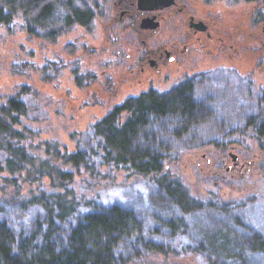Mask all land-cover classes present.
<instances>
[{"label": "rangeland", "instance_id": "1", "mask_svg": "<svg viewBox=\"0 0 264 264\" xmlns=\"http://www.w3.org/2000/svg\"><path fill=\"white\" fill-rule=\"evenodd\" d=\"M90 25L88 31L75 25L52 43L40 35L32 36L21 13L11 23L0 24V110L11 96L21 95L27 103L30 112L22 118L26 138L14 146L25 147L31 159L15 160L14 164L22 169L14 172L5 160L0 161V221L5 219L17 235L27 234L34 214L29 216L32 208L18 204L29 202L42 191L63 193L67 186L82 202L92 199L98 206L118 203L135 208L142 222L144 242L135 248L130 242L124 243V255L116 258V264H209L208 258L192 249L194 242L187 241V233L183 236L178 232L171 237L164 228L162 232L154 230L160 225L152 223L157 208L150 203L147 182L134 175L131 165L102 164L105 141L94 127L116 106L150 89L135 80L125 83L121 72L112 73L117 67L110 63L113 56L106 50L112 46V39L105 36V23L93 21ZM258 30L264 35V22ZM108 68L112 82L106 86L90 78L83 80L88 88L77 83L76 78L83 72L101 74ZM213 93L226 94L229 100L215 103L213 117L197 119L184 134L181 132L182 137H164L170 140L171 152L162 160L161 174L181 184L197 202L216 206L244 204L248 224L264 235V167H254L243 180L239 172L233 175L226 171L234 162L232 154L237 158L239 155L242 161L261 158L264 165V136L259 131L264 125V112L249 121L247 115L256 110L257 103L244 100L235 85ZM163 132L166 130L161 127L154 133L161 136ZM225 143L237 149L226 151L225 159L218 162L222 156L219 147ZM79 150L89 157L84 164L75 166L69 155ZM42 163H49L54 169H43ZM59 170L72 171L76 184L62 179ZM76 220L77 217L64 223L58 232L61 238ZM145 244L153 248L148 249Z\"/></svg>", "mask_w": 264, "mask_h": 264}, {"label": "trees", "instance_id": "2", "mask_svg": "<svg viewBox=\"0 0 264 264\" xmlns=\"http://www.w3.org/2000/svg\"><path fill=\"white\" fill-rule=\"evenodd\" d=\"M17 13L24 16L32 36L52 43L75 25L83 26L90 15L83 0H0V24L11 23ZM85 74L76 78L81 87L88 86ZM190 94L189 87H180L165 94L150 92L116 106L94 127L105 141L102 164L131 165L134 175L147 182L150 203L159 212H155L152 223L162 227L154 230L162 232L164 228L171 237L187 233V241L194 242L192 249L208 258L209 264H264V235L248 224L244 204L197 202L181 184L161 174L162 160L171 152L170 140L164 137L180 138L184 134L181 130L193 123L196 110ZM29 112L21 95L11 96L0 110V161L5 160L13 172L22 169L14 164L15 160L31 161L25 147L14 146L26 138L22 118ZM120 116L122 122L118 124ZM161 127L166 130L161 134L163 139L160 133H154ZM88 157L81 150L69 155L75 166L87 162ZM41 167L54 169L49 163ZM57 173L76 184L72 171ZM66 187L63 193L42 191L29 202L18 204L32 208L29 216L34 214L27 234L17 235L5 219L0 221V264H116V258L124 255V243L130 242L135 248L144 242L135 208L118 203L98 206L92 199L82 202ZM76 217L75 224L61 238V227ZM145 247L153 248L149 244Z\"/></svg>", "mask_w": 264, "mask_h": 264}, {"label": "flooded vegetation", "instance_id": "3", "mask_svg": "<svg viewBox=\"0 0 264 264\" xmlns=\"http://www.w3.org/2000/svg\"><path fill=\"white\" fill-rule=\"evenodd\" d=\"M169 2L156 7L142 0H83L90 12L83 29L90 30L93 21L105 23V36L112 39L106 50L117 67L112 73L121 72L125 83L135 80L148 86L150 91L143 95L189 87L196 110L193 123L210 120L215 103L229 100L226 94L213 92L234 85L244 100L257 103L247 115L249 121L260 117L264 112V35L258 27L264 22V0ZM116 43L118 47H113ZM85 75L92 82L102 81L103 86L112 82L109 68ZM259 131L263 134V125ZM219 149L221 162L226 151L237 148L225 143ZM254 167H264L261 158L242 161L238 155L226 171L239 172L243 180Z\"/></svg>", "mask_w": 264, "mask_h": 264}, {"label": "water", "instance_id": "4", "mask_svg": "<svg viewBox=\"0 0 264 264\" xmlns=\"http://www.w3.org/2000/svg\"><path fill=\"white\" fill-rule=\"evenodd\" d=\"M142 1H145L147 3H156V7H158L159 4L161 3L160 6L163 7L165 5H168L170 3L169 1L171 0H168V1L167 0H142ZM232 157H233V160L236 161L237 156L235 154H232Z\"/></svg>", "mask_w": 264, "mask_h": 264}]
</instances>
